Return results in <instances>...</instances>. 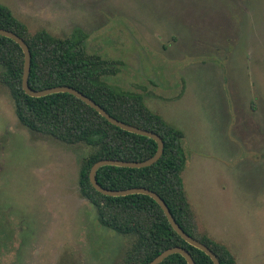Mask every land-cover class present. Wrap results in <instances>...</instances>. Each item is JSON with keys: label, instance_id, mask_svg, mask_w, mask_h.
<instances>
[{"label": "rangeland", "instance_id": "rangeland-1", "mask_svg": "<svg viewBox=\"0 0 264 264\" xmlns=\"http://www.w3.org/2000/svg\"><path fill=\"white\" fill-rule=\"evenodd\" d=\"M30 33L75 29L116 60L105 81L183 132L197 229L264 264V0H0ZM90 148L21 125L0 82V264H120L134 237L79 190Z\"/></svg>", "mask_w": 264, "mask_h": 264}, {"label": "trees", "instance_id": "trees-1", "mask_svg": "<svg viewBox=\"0 0 264 264\" xmlns=\"http://www.w3.org/2000/svg\"><path fill=\"white\" fill-rule=\"evenodd\" d=\"M0 28L14 32L28 45L31 54L28 84L31 88L70 86L94 100L117 120L151 131L162 139L163 152L155 163L142 168L102 166L96 171L98 183L108 189L143 187L155 192L187 234L211 249L221 264H235V256L225 244L197 229L181 177L187 163L183 132L149 109L143 94L105 81V77L119 72V63L88 52L87 34L79 28L65 37L55 36L45 29L30 33L27 25L3 4H0ZM23 65L21 47L12 39L0 35V82L10 92L19 123L35 133L63 143H82L90 148L79 168V190L94 206L97 222L101 226L134 237L120 264H146L173 246L186 249L195 264H213L208 255L173 230L153 198L144 194L106 196L96 191L89 181L90 168L96 161L145 160L155 153L156 142L109 123L72 94L27 95L21 84ZM158 264L187 262L183 256L174 253Z\"/></svg>", "mask_w": 264, "mask_h": 264}, {"label": "water", "instance_id": "water-1", "mask_svg": "<svg viewBox=\"0 0 264 264\" xmlns=\"http://www.w3.org/2000/svg\"><path fill=\"white\" fill-rule=\"evenodd\" d=\"M0 35L12 39L22 49V52L24 54V65H23V74H22L21 84H22V89L24 90V92L27 95L32 96V97H41V96H45V95L52 94V93H58V92H65V93L72 94L75 97L82 100L87 105H89L91 108L96 110L109 123L121 128L123 130H126L128 132L151 138L156 142L157 148H156L155 153L151 157H149L145 160L127 161V160H117V159H101V160L96 161L91 166L90 171H89V181L92 184L93 188L96 191H98L99 193L106 195V196H124V195H128V194H144V195L150 196L161 207V209L163 210V212H164L168 222L170 223L171 227L181 238H183L190 245L200 249L206 255H208L210 257V259L212 260L213 264H221L219 262L217 256L215 255V253L211 249H209L205 244L201 243L200 241L196 240L195 238H193L192 236L187 234L179 226V224L173 218V216H172L169 208L165 204V202L155 192H153L149 189L143 188V187H131V188H125V189H108V188L102 187L96 179V171L98 170V168L105 166V165L121 166V167H129V168H142V167L152 165L153 163H155L160 158V156L163 152V141H162V139L157 134H155L151 131H148V130H145L142 128H138L136 126L126 124L120 120H117L116 118L109 115L94 100H92L91 98H89L88 96L83 94L82 92H80V91H78L75 88H72L70 86L60 85V86H54V87H49V88L39 89V90H35V89L31 88L28 84V78H29V72H30V60H31V54H30V50H29L28 45L20 36H18L17 34H15L14 32H12L10 30L0 28ZM174 253H178L181 256H183L185 258L187 264H195L191 254L186 249L179 247V246H173V247H169V248L163 250L162 252H160L157 256H155L151 261H149L146 264H158L162 260H164L167 256L174 254Z\"/></svg>", "mask_w": 264, "mask_h": 264}]
</instances>
